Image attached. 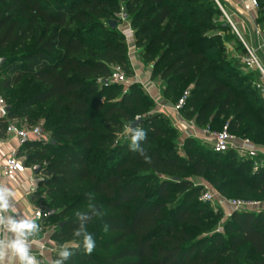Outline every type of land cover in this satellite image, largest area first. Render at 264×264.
<instances>
[{"label": "trees", "instance_id": "16d2710c", "mask_svg": "<svg viewBox=\"0 0 264 264\" xmlns=\"http://www.w3.org/2000/svg\"><path fill=\"white\" fill-rule=\"evenodd\" d=\"M256 1L262 11L258 25L262 24L264 32V0ZM121 2L132 23L139 24L137 42L144 40L145 58L152 61V50H160L150 78L162 86V97L169 93L175 97L181 84L192 83L181 110L183 119L201 128L229 113L231 133L264 146V102L254 88L256 81L253 76L237 79L231 66L220 62L219 54L205 50L206 43L212 45L207 35L214 29L210 22L200 20L191 29L182 22L184 14L174 15L187 0H0V52L8 51L13 57L0 64L10 74L1 86L8 88L29 77L41 90L28 105L49 103L50 116L61 117L51 128L50 142L29 139L22 145L36 149L26 161L33 167L49 149L52 159L42 171L49 177L47 184L62 191L90 182L81 195L89 207L58 225L51 237L56 242L65 240L94 218L111 234L95 243L94 250L102 248L106 254L57 247L53 264H264V210L233 211L222 231L212 229L209 212L199 204L203 201L196 200L203 185L187 177H207L222 196H229L227 189L232 187L230 193L252 200L264 195V167L252 172L250 162L234 152L216 153L206 143L208 150L204 151L191 136L183 140L182 156L171 134L178 130L169 117L155 111L130 129L128 138L117 146L123 150L122 157L109 162L117 132L135 118L136 112L130 109L147 106L145 97L154 103L138 82L116 100L110 95L117 84L109 80L112 67L127 70V47L110 24L106 28L101 20L115 19ZM201 16L205 20L206 12ZM230 28L224 18L219 31ZM95 29L102 31L97 42L82 36ZM28 43L31 46L26 48ZM19 48V53H12ZM245 54L242 46V57ZM156 67L162 68L158 76H154ZM245 82L253 84L244 90ZM96 112L102 125L100 136L94 135ZM144 112L146 107L139 114ZM13 118L8 107L7 119H0V137ZM244 120L247 124H242ZM137 128L147 133L139 144L150 163L130 148ZM73 137H77L73 143L58 141ZM231 174L234 178L227 181ZM177 192L182 196L167 206ZM97 196L102 200L95 202ZM111 247L118 248L110 252ZM65 250L70 253L67 258L60 255Z\"/></svg>", "mask_w": 264, "mask_h": 264}, {"label": "rangeland", "instance_id": "374dc122", "mask_svg": "<svg viewBox=\"0 0 264 264\" xmlns=\"http://www.w3.org/2000/svg\"><path fill=\"white\" fill-rule=\"evenodd\" d=\"M188 4H180L177 8L175 16L177 14H184L182 22L189 26L191 29L196 28L198 24V21L203 20L205 24L208 22L211 23V26H213L215 31L209 30V33L207 35L212 39V45L205 44V50L208 53L216 52L220 55L218 58L222 64H229L232 68V72L234 75H236L238 78L243 77H249L253 76V81H257L260 77V73L255 69L254 71H251L245 64L242 62V41L239 37L243 38L245 41L249 39L248 35V27L245 28L241 27L240 24L237 21H241L239 19H235L237 22L236 28L239 32V35L233 30L231 27L228 32L219 31L220 25L222 24L225 16L223 14V11H225L228 14H231L233 9L228 1L224 0H187ZM235 1V0H234ZM237 2V1H235ZM260 3L257 1V7L254 10L253 17H254V23H258V19L260 17ZM202 12H206V19L204 20L201 16ZM217 13H221V16ZM208 14V15H207ZM132 16L127 15L124 11V5L123 2L120 3V10L116 14V18L112 21L115 22V32L118 34L119 37L122 38V40L125 42L127 47V70H123V73L127 77V82L125 84L119 85V83L114 84L116 90L115 92L111 93L112 98L114 100L120 98V94L122 92H125L128 90L129 86L135 82V80L138 79L139 76L143 75L144 73L147 74L148 72L151 74L152 67L154 69L155 67V59L156 54L160 51L159 49L152 50V61L148 60L144 56L146 44H144V40L140 42V44L137 42V27L139 24L134 25L132 23ZM101 23L104 24L106 28H109V23L102 19ZM165 24V22L163 23ZM163 26V25H162ZM243 26V25H242ZM262 26V24H260ZM195 37L197 34H192ZM85 39H89L90 41L97 42L100 37L102 36V31L99 29H95L91 31L90 33H83ZM247 42V41H246ZM248 43V42H247ZM137 44V45H135ZM252 46L251 43H248ZM31 46L30 43L26 45V48H29ZM22 50V48L15 49L12 53H19ZM12 55L8 51L0 52V59H4V62L1 63L3 65ZM11 60V59H10ZM19 60L11 61L12 63L15 62L17 64ZM260 65L264 69V64L259 58ZM0 65V95L3 97V99L6 102V105L11 108L12 113L14 114L15 118L12 119V122L16 124L20 128L25 127H31V126H38L41 128L43 133V141L45 143L50 142L51 140V128L53 125L60 122L61 117H52L50 116V104L44 103V104H30V99L32 95L39 92L41 90L40 86L37 82H34L29 79V77H23L19 83L16 85L10 86L8 88H3L1 86V82L8 78L10 74L6 71V66L2 67ZM161 67H156L154 70V76H158L161 71ZM142 81L144 82L142 77ZM146 79V77L144 78ZM146 82V81H145ZM116 83V82H115ZM159 84V83H158ZM157 84V85H158ZM251 83H244L242 88L246 90L248 86H252ZM163 85V84H162ZM159 87H162L159 85ZM158 87V88H159ZM192 88V83L185 82L181 84L178 88V91L176 93L175 97H172L171 94H167L164 99L168 103H176L179 99H181L186 92H189ZM113 89V88H112ZM160 89V88H159ZM256 93V92H253ZM143 94V93H142ZM144 100H147V106L143 105L142 107H146V112L139 114V111L142 109V107H132L130 111L136 112L135 118L133 121H131L129 124H126L123 127V131L117 132L114 143L111 146L113 148V151L110 153L111 158L109 162H114L117 159L122 157L123 150L117 146L119 144H122L126 138H128L130 134V126L135 122L137 117L143 118L148 113H154L156 112V105L147 97L144 98ZM105 101V99H104ZM148 111V112H147ZM98 112L94 113V119L93 124L95 126L94 135L100 136L102 135V132L100 130L101 128V122L98 118ZM230 119L229 113H223L219 119H217L212 126L205 125L199 129L205 128L206 130H209L210 132H218L220 131L223 126L227 123V121ZM169 123H172L171 120ZM242 124H247V120H244ZM199 133V132H197ZM173 135V142L175 145V148L177 151L183 156L182 153V143L183 140L189 135L188 130L183 131H176L173 129L171 132ZM188 134V135H187ZM203 133L201 134L202 137L194 138L200 145L203 146L204 151L208 150V146L204 143ZM77 137L73 138H59V142H70L73 143L76 140ZM109 142L110 139H109ZM95 146V145H94ZM108 146V142L104 146H100V149L102 150ZM210 147V146H209ZM36 149L30 148L29 146L25 145L23 146L17 153V159L21 161L26 168H32V166L26 161V156L28 154H31L32 152H35ZM47 154H44L41 156V158L33 163V166H39V172L36 174L37 178L39 179L37 192H38V203L39 206L42 208V210H51L55 215L53 218L48 220L46 222V227L53 233L56 228H58V225L70 217H72L76 211L86 209L89 206L82 203L81 195L83 191L90 185V182L88 180L82 181L81 183H78L72 187H67L64 190L54 189V186H51L47 184V180L49 177L44 176L42 174L43 168L48 164V161H50L51 158V151L47 149ZM92 160V157H91ZM102 162V156L100 157L98 163L100 164ZM98 167V165H97ZM234 174H231L227 177V181L232 180L234 178ZM188 179H190L194 184H201L203 185L201 187V190L199 192V195H197L196 200L201 198L202 192L206 188H210L213 191L216 192V190L213 189L211 186V181L207 177H194L192 175L187 176ZM41 183V184H40ZM232 190V187H229L227 189V192L229 196H222L219 194L218 198L214 203H208L203 202V204L199 203L204 207L205 210L209 212V215L207 218H209L212 222V229L220 230L222 231V225L227 219L225 217L228 212H230L231 208L229 204L227 203L228 199H245L247 198H240L237 194L230 193ZM182 196L181 193L177 192L171 195L172 201H167V206H173L176 204L178 199ZM102 196H97L94 198L95 202H98L102 200ZM250 199V198H248ZM251 199H256L264 203V195L260 197H255ZM264 210V209H263ZM79 233V235H77ZM85 234H89L93 237L95 240V243L102 242L106 239H108L111 234L108 233L104 227L94 218L91 223H89L81 232H75L71 235H69L65 240L57 241L56 242V248H80L81 250H84L83 248V240ZM225 234V232H224ZM56 241V240H55ZM118 247H111L109 249L110 252L115 251ZM246 251V250H245ZM94 254L104 255L106 252L101 248L98 250H93Z\"/></svg>", "mask_w": 264, "mask_h": 264}, {"label": "built area", "instance_id": "2783aa9c", "mask_svg": "<svg viewBox=\"0 0 264 264\" xmlns=\"http://www.w3.org/2000/svg\"><path fill=\"white\" fill-rule=\"evenodd\" d=\"M251 6L253 9L257 7L256 0H250ZM225 19L233 28V30L239 35V32L236 28L235 23L233 22L232 16L225 11H223ZM254 37L259 40H264V33L261 30L258 24L255 25L253 30ZM242 44L246 50V54L242 57V62L245 64L250 70H257L260 73L259 79L254 83V88L260 94L263 102H264V69L260 65L259 55L256 48L252 45H249L241 36L239 35ZM152 71V70H151ZM150 73L141 75L142 77H146L144 82L142 81L141 76L138 77L135 82L141 83L143 85L146 93L153 99L154 104L156 105V112L166 115L170 118L172 125L178 131L188 130L189 135L194 138L202 137L204 143L210 146V148L216 153H224L226 151L234 152L238 158L241 160L249 161L251 164L252 172L258 171L260 168L264 167V146L257 145L248 137H241L231 133L228 129V124L226 123L223 128L218 132H210L205 128L199 129L191 120H185L181 116V110L185 103L189 92H186L185 95L179 99L176 103H168L162 97L160 89L158 88L157 82H154L150 78ZM111 82H116L119 84H125L127 82V77L123 73L120 67L113 66L112 73L109 77ZM146 81V82H145ZM8 115V106L6 105L5 100L0 95V117L7 119ZM199 132V133H197ZM6 136H12L18 140H29V139H43V133L40 127L31 126L20 128L16 124L12 122V120H8L6 129ZM16 151H13L7 156L2 166V176L9 180L15 178L16 174L22 173L25 171L24 164L17 159ZM219 194L213 191L210 188H206L201 195L200 200L203 202L214 203L218 198ZM227 203L229 204L231 210L225 217H229L233 211H260L264 209V203L259 200H245V199H228ZM0 215L3 216L2 213ZM49 216L48 210H36L34 212L35 220H43ZM5 226H0V232L3 234L5 231ZM26 244L33 243V240H28L27 238H23ZM43 249V248H41ZM30 257L34 258V260L38 263V258L41 256L40 253L34 251H28Z\"/></svg>", "mask_w": 264, "mask_h": 264}, {"label": "crops", "instance_id": "0c3cea01", "mask_svg": "<svg viewBox=\"0 0 264 264\" xmlns=\"http://www.w3.org/2000/svg\"><path fill=\"white\" fill-rule=\"evenodd\" d=\"M224 1H228L233 9L230 15L235 25L238 22L241 27H244V25L245 28L248 27L249 39L246 41L256 48L260 60L264 64V40L259 41L253 35V30L256 25L253 17L255 9L252 8L250 0H235L237 2L234 0ZM235 19L241 21L235 22ZM0 119L2 118L0 117ZM23 144L21 140L12 136H6V133L3 137H0V190H2L0 194L4 196V199L8 203V209L4 210L2 214L5 221L11 218L17 222L21 220L34 222L36 227L23 237L28 240H33V243L26 244L28 251L40 253L41 256L38 258L39 264H53L56 241L51 237L52 233L45 225L48 220L34 219V212L36 210H42L37 201V187L39 182L36 175L37 173H34L32 168L29 169L25 167V171L16 174L15 178L12 180L4 178L1 173L2 166L7 156L13 151H16L17 154ZM16 238L17 234L9 232L6 227L3 234L5 255L2 264H22L19 257L14 256L12 250L7 247L8 242Z\"/></svg>", "mask_w": 264, "mask_h": 264}, {"label": "clouds", "instance_id": "9594fccd", "mask_svg": "<svg viewBox=\"0 0 264 264\" xmlns=\"http://www.w3.org/2000/svg\"><path fill=\"white\" fill-rule=\"evenodd\" d=\"M146 137H147L146 131L143 130L142 128H137L134 134L131 136L130 148L134 152H139L144 157L145 162L150 163L151 162L150 156L144 154V150L140 147L139 144V141L145 140ZM7 209H8V203L4 199V196L0 194V213H2L4 210ZM99 215H102V213H100ZM0 226H5L7 227L9 232L17 234V238L9 241L7 244V247L12 250L13 255L18 256L22 264H37L34 258L29 256L28 247L25 243V240L23 239L26 233H30L31 230L36 227L34 222L28 220H21L17 222L16 220L11 218L5 221L4 217L0 215ZM105 230H107V227L105 228ZM77 235H79V233H77ZM95 246H96L95 240L93 239V237L89 234H85L83 240V248L85 254L90 255L95 249ZM4 255H5L4 241L2 239V232H0V264H2L3 262ZM60 255L64 258H67L70 255V253L65 250L62 251ZM56 264H60V262L57 261Z\"/></svg>", "mask_w": 264, "mask_h": 264}, {"label": "water", "instance_id": "95a60500", "mask_svg": "<svg viewBox=\"0 0 264 264\" xmlns=\"http://www.w3.org/2000/svg\"><path fill=\"white\" fill-rule=\"evenodd\" d=\"M109 24H110V26H111L112 29L115 28V22L110 21ZM3 62H4V59H0V64L3 63ZM141 120H142L141 117H137L136 120H135V122L132 124V126H130V129H133V128L137 127L139 125V123L141 122ZM26 141H27L26 139L21 140V143L23 144ZM39 169H40L39 166H33L32 167V171L34 173H38L39 172ZM52 213H53V211L49 210V214H52ZM62 225H63V222L59 224V226H62Z\"/></svg>", "mask_w": 264, "mask_h": 264}]
</instances>
